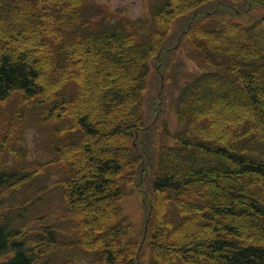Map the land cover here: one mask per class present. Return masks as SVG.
I'll use <instances>...</instances> for the list:
<instances>
[{"label":"trees","instance_id":"1","mask_svg":"<svg viewBox=\"0 0 264 264\" xmlns=\"http://www.w3.org/2000/svg\"><path fill=\"white\" fill-rule=\"evenodd\" d=\"M115 19L97 0H0V121L21 126L0 123V264H85L72 249L87 264H264V0H152L148 18ZM186 42L201 72L173 133L165 89ZM88 95L102 116L83 111ZM30 126L53 159L29 160ZM56 185L62 216L40 212Z\"/></svg>","mask_w":264,"mask_h":264},{"label":"rangeland","instance_id":"2","mask_svg":"<svg viewBox=\"0 0 264 264\" xmlns=\"http://www.w3.org/2000/svg\"><path fill=\"white\" fill-rule=\"evenodd\" d=\"M97 1H98V4H100L102 7L105 6L106 8L111 10L112 14L114 15L116 19L130 18L131 20H137L139 18H148L150 15L151 0H97ZM191 54H192L191 45L186 42L185 47L180 51L178 50V55L182 59V63L181 64L179 63V65H177L176 68L171 71V73L175 75L173 78H176V79L174 81L172 80L166 83L165 112H166V118L168 119L170 129L173 133H176L179 130V122H178V116L176 112L175 99L177 95L179 94L180 87L185 81L193 78L196 74L201 72V69L198 67L195 60L191 59L190 57ZM39 61H40V67H41L42 74H45V75L47 74V75L54 77L52 72H49L48 70H46V67H45L46 58L41 53L39 55ZM155 62L156 60H154V64L152 65L153 66V69H152L153 76L151 77V79H153L155 87L160 89L161 92H164V78H163L162 84H160V77L162 76V74L160 75V77L156 76V73H158V71L156 70V68H154L156 64ZM93 81H95V78L92 73H89V75L87 76V82L91 84ZM219 95H220V91L209 92L206 95V99L203 100V103H208V100L210 98L212 97L214 98ZM101 96H99L98 100H95L93 95L86 96L87 100H85L86 102L83 103L84 105L83 111L85 110L89 113L92 112L98 117L102 116V113H103V109H102L103 101L102 100L103 99ZM242 96L244 97L245 95L243 94ZM215 113H216L217 119H222L232 114L231 111H224V110H216ZM116 115L117 117L119 116L120 118L119 114H116ZM0 123H1V126L5 127V130L12 131V133H10L11 136H13L15 131L17 129H20L21 127L17 122L7 120V119L0 121ZM22 136L25 139L24 145L27 149V152L29 154V160L31 162L32 161L45 162V161H48L54 158V154L51 152V149L47 147L48 135L46 134V132L40 129L38 130L37 127L30 126L27 128V130L22 131ZM170 145H175V142L174 141L170 142ZM205 159L208 164L214 163V160L210 159V157L208 156H205ZM61 177H62L61 172L58 174H52V175H49L48 179L46 178L47 179L46 182H48L49 184L53 182L55 183ZM62 193H63V189L59 185H56L54 188H52L46 199L47 201L45 205H42L40 212H43L44 210L45 211L58 210L59 208H55V207H57L60 201H62ZM18 198H21V195L18 196ZM13 202L15 204H18L17 198H15ZM61 205L62 203L59 206ZM123 205H124V211L126 215H128L132 219V221L136 223V226L139 229V226L141 227L143 224L140 195L136 191H133L130 195H128L123 200ZM62 212H63V208L61 209V211L55 214H57L58 216H62L61 215ZM54 219H57V218H55L54 216ZM43 223H38V224L41 225ZM70 230L71 228L68 227L69 232ZM144 231L145 230L143 229L142 230L143 234H144ZM137 235H138V232H134L130 236L137 237ZM175 239L177 240L178 238L176 237ZM123 241H125V239ZM65 252L66 251H62L60 248H58L55 252V255H56L55 259L57 258L56 260H58L59 257L65 254ZM70 253L76 255L85 264H87L89 260L92 258V255L84 253L82 250H78V249H72ZM11 254L0 256V258L1 259L8 258V256H12ZM145 260L150 261L149 253L148 255L146 253Z\"/></svg>","mask_w":264,"mask_h":264}]
</instances>
